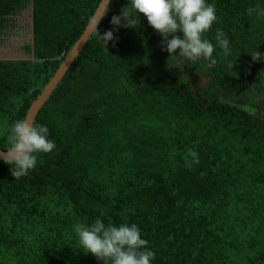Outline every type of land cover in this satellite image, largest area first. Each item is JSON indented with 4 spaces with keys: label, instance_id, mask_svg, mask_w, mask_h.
<instances>
[{
    "label": "trees",
    "instance_id": "obj_1",
    "mask_svg": "<svg viewBox=\"0 0 264 264\" xmlns=\"http://www.w3.org/2000/svg\"><path fill=\"white\" fill-rule=\"evenodd\" d=\"M100 2L0 0V33L28 8L33 28V59L0 60L4 151L9 126L27 116ZM208 2L219 23L206 38L215 43L219 28L231 41L211 67H169L177 58L143 14L107 52L92 35L35 120L56 149L20 179L0 160V264H103L73 231L101 214L138 224L155 264H264V119L230 100L264 97V60L249 53H264V0ZM126 4L112 0L101 34ZM197 71L210 78L206 99ZM189 149L199 155L191 167Z\"/></svg>",
    "mask_w": 264,
    "mask_h": 264
},
{
    "label": "clouds",
    "instance_id": "obj_2",
    "mask_svg": "<svg viewBox=\"0 0 264 264\" xmlns=\"http://www.w3.org/2000/svg\"><path fill=\"white\" fill-rule=\"evenodd\" d=\"M111 4L112 0H102L104 12L93 29L97 43L106 52L109 51V42L112 47L116 46L119 29L137 28L140 14H143L148 25L161 36V49L169 53V59L177 58L173 64L168 60L169 67L182 70L186 64L194 66L200 61L208 62L211 67L216 64L213 56L216 48L225 55L231 53L230 38L221 29L215 30V43L205 36L214 24L219 23L215 5L208 0H127L119 14L111 18L113 28L101 34L98 25L109 12ZM249 53L253 61L264 60V53L258 49ZM7 139L9 147L6 152L0 153V160L10 166L15 179L29 175L36 168L40 154L52 153L56 149L48 126L34 120L29 122V117L15 120L9 126ZM187 156L191 158L186 159L189 167L199 164L197 151L189 149ZM73 231L79 250L92 254L103 264H155L156 252L136 223H106L101 214L91 224H74Z\"/></svg>",
    "mask_w": 264,
    "mask_h": 264
},
{
    "label": "rangeland",
    "instance_id": "obj_3",
    "mask_svg": "<svg viewBox=\"0 0 264 264\" xmlns=\"http://www.w3.org/2000/svg\"><path fill=\"white\" fill-rule=\"evenodd\" d=\"M10 23L16 28L10 26L0 33V60H27L33 59V55L27 48L33 43L32 11L31 8L23 11L18 16L11 15L7 17ZM11 27L13 29H11ZM196 74V75H195ZM193 83L200 84L197 73L192 77ZM4 130V123L0 122V131Z\"/></svg>",
    "mask_w": 264,
    "mask_h": 264
},
{
    "label": "water",
    "instance_id": "obj_4",
    "mask_svg": "<svg viewBox=\"0 0 264 264\" xmlns=\"http://www.w3.org/2000/svg\"><path fill=\"white\" fill-rule=\"evenodd\" d=\"M104 8L102 5V0L99 4V7L97 8L95 14L93 15L91 21L89 22L88 26L84 30L83 34L80 36L78 41L76 42L75 46L73 47V50H71L66 58L63 60L62 64L60 65L59 69L55 73V75L52 77L50 82L46 85V87L43 89L42 93L39 95V97L32 103L27 116L29 117V122L31 120H36L38 114L46 104V102L49 100L55 89L58 87V85L61 83L69 69L72 67L74 62L79 57L82 50H84L88 43V41L91 39L92 35L94 34L93 29L95 27L96 20L103 15ZM103 19V18H102ZM101 19V20H102ZM100 20V22H101ZM99 22V24H100ZM3 149L0 148V153H4Z\"/></svg>",
    "mask_w": 264,
    "mask_h": 264
},
{
    "label": "flooded vegetation",
    "instance_id": "obj_5",
    "mask_svg": "<svg viewBox=\"0 0 264 264\" xmlns=\"http://www.w3.org/2000/svg\"><path fill=\"white\" fill-rule=\"evenodd\" d=\"M195 73H197V77L200 79V81H199L200 84H196V86H195L196 90H197L198 94H200L202 96V98L206 99V97L204 96V90L209 86L210 78L205 76V74L202 71H197ZM223 95H224L225 98H229L226 93H224ZM235 98H236V100H235ZM230 100L236 101L237 104L239 103V104L247 106V107H249L251 109L253 108L256 111V115L257 116H262L261 118L264 119V97H260L258 103L253 102L250 99H245L242 96H240L239 94L236 95L232 99L230 97Z\"/></svg>",
    "mask_w": 264,
    "mask_h": 264
},
{
    "label": "crops",
    "instance_id": "obj_6",
    "mask_svg": "<svg viewBox=\"0 0 264 264\" xmlns=\"http://www.w3.org/2000/svg\"><path fill=\"white\" fill-rule=\"evenodd\" d=\"M12 15L15 16L16 14H12ZM17 16H18V15H17ZM13 28H16V26H15L14 24H13ZM13 28H12V29H13Z\"/></svg>",
    "mask_w": 264,
    "mask_h": 264
}]
</instances>
